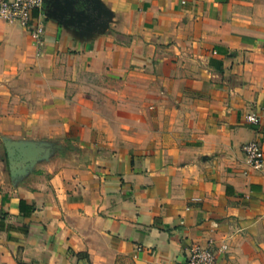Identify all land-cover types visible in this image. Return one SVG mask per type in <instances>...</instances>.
<instances>
[{"label":"crops","instance_id":"0c3cea01","mask_svg":"<svg viewBox=\"0 0 264 264\" xmlns=\"http://www.w3.org/2000/svg\"><path fill=\"white\" fill-rule=\"evenodd\" d=\"M0 18V264H264V0H47ZM256 117L257 123H249ZM48 159L12 178L5 142ZM225 247L224 250L221 249Z\"/></svg>","mask_w":264,"mask_h":264},{"label":"built area","instance_id":"2783aa9c","mask_svg":"<svg viewBox=\"0 0 264 264\" xmlns=\"http://www.w3.org/2000/svg\"><path fill=\"white\" fill-rule=\"evenodd\" d=\"M47 0H0V18L5 22L20 23L28 32L30 38L37 44L43 45L46 33L45 6ZM249 123H257L256 117H248ZM243 152L250 163L256 169L264 166L261 144L252 141L243 146ZM225 247L221 249L224 250ZM177 264H220L213 242L205 247L191 246L182 261Z\"/></svg>","mask_w":264,"mask_h":264},{"label":"water","instance_id":"95a60500","mask_svg":"<svg viewBox=\"0 0 264 264\" xmlns=\"http://www.w3.org/2000/svg\"><path fill=\"white\" fill-rule=\"evenodd\" d=\"M8 165L12 178L26 176L35 164L48 159L50 150L44 145L30 143L5 142Z\"/></svg>","mask_w":264,"mask_h":264},{"label":"rangeland","instance_id":"374dc122","mask_svg":"<svg viewBox=\"0 0 264 264\" xmlns=\"http://www.w3.org/2000/svg\"><path fill=\"white\" fill-rule=\"evenodd\" d=\"M74 1H76V0H74Z\"/></svg>","mask_w":264,"mask_h":264},{"label":"flooded vegetation","instance_id":"af4514ba","mask_svg":"<svg viewBox=\"0 0 264 264\" xmlns=\"http://www.w3.org/2000/svg\"><path fill=\"white\" fill-rule=\"evenodd\" d=\"M47 3V2H46Z\"/></svg>","mask_w":264,"mask_h":264}]
</instances>
